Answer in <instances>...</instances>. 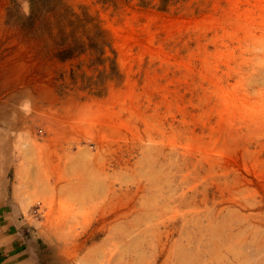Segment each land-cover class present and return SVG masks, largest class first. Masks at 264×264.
Listing matches in <instances>:
<instances>
[{
	"label": "rangeland",
	"instance_id": "1",
	"mask_svg": "<svg viewBox=\"0 0 264 264\" xmlns=\"http://www.w3.org/2000/svg\"><path fill=\"white\" fill-rule=\"evenodd\" d=\"M262 3L0 0V184L40 264H264Z\"/></svg>",
	"mask_w": 264,
	"mask_h": 264
},
{
	"label": "crops",
	"instance_id": "2",
	"mask_svg": "<svg viewBox=\"0 0 264 264\" xmlns=\"http://www.w3.org/2000/svg\"><path fill=\"white\" fill-rule=\"evenodd\" d=\"M0 184V264H40L34 249L35 231L7 200Z\"/></svg>",
	"mask_w": 264,
	"mask_h": 264
},
{
	"label": "bare ground",
	"instance_id": "3",
	"mask_svg": "<svg viewBox=\"0 0 264 264\" xmlns=\"http://www.w3.org/2000/svg\"><path fill=\"white\" fill-rule=\"evenodd\" d=\"M263 4V3H262ZM235 6V5H234ZM262 6V5H261ZM259 7V6H258ZM261 8V7H260ZM264 12V4H263V6H262V13ZM253 14V13H252ZM248 15V14H247ZM254 15V14H253ZM257 15V14H256ZM238 16V15H237ZM236 16V17H237ZM246 16V15H245ZM255 16V15H254ZM263 17V16H262ZM236 21V20H235ZM241 21H243V20H241ZM245 21V20H244ZM249 21V20H248ZM258 21V20H257ZM233 22H234V20H233ZM237 23H238V21H236ZM250 22V21H249ZM210 23V22H209ZM235 23V22H234ZM246 23H248V22H246ZM252 23V22H251ZM257 24H258V22H256ZM260 23V22H259ZM250 24V23H249ZM254 24V23H253ZM261 25V24H260ZM228 27V26H227ZM238 27H239V25H238ZM237 28V27H236ZM245 32V31H244ZM243 32V33H244ZM261 34H263V31L261 32ZM249 35V34H248ZM263 36H264V34H263ZM239 39V38H238ZM237 39V40H238ZM253 41L251 42V43H246L245 42V48L244 47H242V48H244V50H247V51H249V52H251V53H253V55H261V58H262V60L260 61V64H261V66L260 67H264V38H251ZM240 42V41H239ZM242 56H243V53H242ZM244 57V56H243ZM241 58V57H240ZM242 59V58H241ZM243 60V59H242ZM251 61L253 60V59H250ZM258 60V59H257ZM245 61V60H244ZM241 62V61H240ZM247 62V61H246ZM254 62V61H253ZM259 62V61H258ZM257 68V67H256ZM253 71H256L255 69L253 70ZM264 71V70H263ZM249 73V72H248ZM252 73V72H251ZM254 75H255V72H254ZM253 75V76H254ZM257 75V74H256ZM264 75V74H263ZM258 110V109H257ZM244 115H246V118H247V120L248 121H251L252 123L253 122H255L257 119H260L261 117H260V114H259V112H249V114L248 113H246V114H244ZM244 115H242V116H244ZM222 124V123H221ZM212 130V129H211ZM229 132H230V130H229ZM226 135H228L227 133H226ZM234 135V134H233ZM229 136V135H228ZM235 137H237V136H235ZM116 162V161H115ZM117 164V163H116ZM140 190H141V188H140ZM239 215V214H238ZM243 216V215H242ZM229 230V229H228ZM246 261V260H245ZM208 262V261H207ZM193 263V262H192Z\"/></svg>",
	"mask_w": 264,
	"mask_h": 264
}]
</instances>
